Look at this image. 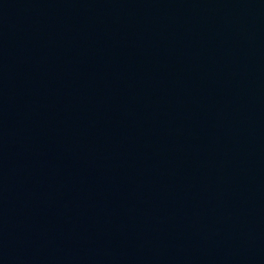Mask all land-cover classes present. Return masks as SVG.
Segmentation results:
<instances>
[{
  "label": "water",
  "instance_id": "water-1",
  "mask_svg": "<svg viewBox=\"0 0 264 264\" xmlns=\"http://www.w3.org/2000/svg\"><path fill=\"white\" fill-rule=\"evenodd\" d=\"M0 264H264V0H0Z\"/></svg>",
  "mask_w": 264,
  "mask_h": 264
}]
</instances>
